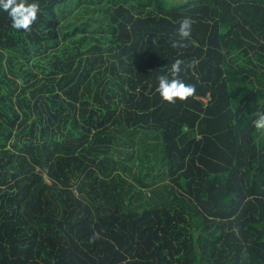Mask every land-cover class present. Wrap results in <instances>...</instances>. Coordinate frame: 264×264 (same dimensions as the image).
<instances>
[{
	"label": "trees",
	"instance_id": "trees-1",
	"mask_svg": "<svg viewBox=\"0 0 264 264\" xmlns=\"http://www.w3.org/2000/svg\"><path fill=\"white\" fill-rule=\"evenodd\" d=\"M29 2L31 32L0 10V264H264V0Z\"/></svg>",
	"mask_w": 264,
	"mask_h": 264
},
{
	"label": "clouds",
	"instance_id": "clouds-1",
	"mask_svg": "<svg viewBox=\"0 0 264 264\" xmlns=\"http://www.w3.org/2000/svg\"><path fill=\"white\" fill-rule=\"evenodd\" d=\"M0 10L7 12L13 29L31 32L32 25L38 19V13L41 9L39 3H30L29 0H0ZM193 23L191 17H184L179 22L177 34L180 39L173 42V48L184 49L188 47L187 41L191 37ZM197 64V60L186 63L183 59L178 58L171 64L167 74H161L158 77V86L155 91L163 101L174 104L178 100L187 101L195 95V86L185 83L180 74L183 70L182 66L192 69ZM255 116L256 118L252 121L253 126L257 131L264 132V112L257 111ZM96 235L94 234L93 238H96Z\"/></svg>",
	"mask_w": 264,
	"mask_h": 264
}]
</instances>
